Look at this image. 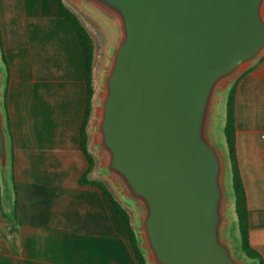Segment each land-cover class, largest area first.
I'll return each mask as SVG.
<instances>
[{
  "label": "water",
  "instance_id": "obj_1",
  "mask_svg": "<svg viewBox=\"0 0 264 264\" xmlns=\"http://www.w3.org/2000/svg\"><path fill=\"white\" fill-rule=\"evenodd\" d=\"M108 31L93 145L151 264H253L230 234L226 89L264 57V0H72ZM0 66V172L12 190Z\"/></svg>",
  "mask_w": 264,
  "mask_h": 264
},
{
  "label": "crops",
  "instance_id": "obj_2",
  "mask_svg": "<svg viewBox=\"0 0 264 264\" xmlns=\"http://www.w3.org/2000/svg\"><path fill=\"white\" fill-rule=\"evenodd\" d=\"M10 63L13 190L0 172V264H140L82 144L88 81L77 30L60 0H0ZM237 148L250 240L264 256V57L237 89Z\"/></svg>",
  "mask_w": 264,
  "mask_h": 264
},
{
  "label": "trees",
  "instance_id": "obj_3",
  "mask_svg": "<svg viewBox=\"0 0 264 264\" xmlns=\"http://www.w3.org/2000/svg\"><path fill=\"white\" fill-rule=\"evenodd\" d=\"M64 18L77 30L85 59L86 77L88 81V98L85 119L82 127V144L89 158L90 166L81 181L85 184L98 186L113 203L124 222L129 237L140 264H150L146 251L142 246V239L137 230L136 223L130 209L125 207L117 198L111 183L99 172V156L92 148V120L98 93L96 40L85 24L82 15L69 3V0H60ZM261 61V60H260ZM259 63V62H258ZM257 63V64H258ZM257 64L245 70L225 91V122L222 126L221 138L225 142V150L229 164V186L231 188L234 215L238 224L239 243L238 252L246 256L254 264H264V256L256 249L250 240V221L248 195L243 177L237 148V89L241 79ZM0 66L5 70V88L3 94L4 108L6 111L7 125L11 144V181L14 194L15 210L17 209V189L14 178V162L12 148V132L10 128V115L7 105V87L10 80V63L5 52L2 29L0 24ZM225 140V141H224ZM3 180V179H2ZM4 189V182L1 181Z\"/></svg>",
  "mask_w": 264,
  "mask_h": 264
},
{
  "label": "rangeland",
  "instance_id": "obj_4",
  "mask_svg": "<svg viewBox=\"0 0 264 264\" xmlns=\"http://www.w3.org/2000/svg\"><path fill=\"white\" fill-rule=\"evenodd\" d=\"M69 3L82 15L85 24L87 25V27L89 28V30L91 31V33L93 34V36L96 40L97 74H99L100 67L103 64V62L105 61V56L107 53L108 31H106V29H104L102 24L100 22H98L97 19L92 17L89 13H86V11L82 7L77 5L74 1L69 0ZM97 79H98V77H97ZM98 87H99V83H98ZM224 122H225V97H223V101L221 104V110H220V114H219V128H218V130L220 129V132H219L220 138H221V131H222V126H223ZM221 144H222L223 148L225 149V142H223L222 138H221ZM92 148L96 152L94 145H93V135H92ZM96 154L98 155L97 152H96ZM100 164H101V157L99 156V172H100ZM100 174L103 175L101 172H100ZM105 178L108 179L107 177H105ZM108 180L110 181L111 186H112L113 190L115 191V194H116L117 198L119 199V201L125 207L127 206V208L130 209V211L132 212V215H133L135 223H136L137 230L139 231V234L141 237V233H140V230L138 227V225H139L138 224V212L136 210V207L132 203H130L129 201H127L125 199V197L122 195V193H120L117 190L116 186L113 184V182L110 179H108ZM231 215H232V225L230 227V234L239 243V239H240L239 237L240 236H239L238 224H237V221H236L235 215H234L233 201H232V206H231ZM148 261H149V258H148ZM149 263H150V261H149Z\"/></svg>",
  "mask_w": 264,
  "mask_h": 264
},
{
  "label": "built area",
  "instance_id": "obj_5",
  "mask_svg": "<svg viewBox=\"0 0 264 264\" xmlns=\"http://www.w3.org/2000/svg\"><path fill=\"white\" fill-rule=\"evenodd\" d=\"M263 137H264V132H263Z\"/></svg>",
  "mask_w": 264,
  "mask_h": 264
}]
</instances>
